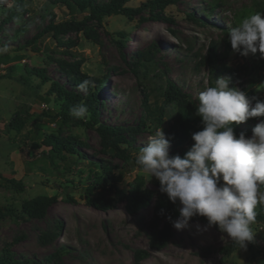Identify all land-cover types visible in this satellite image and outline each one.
<instances>
[{
    "label": "rangeland",
    "instance_id": "374dc122",
    "mask_svg": "<svg viewBox=\"0 0 264 264\" xmlns=\"http://www.w3.org/2000/svg\"><path fill=\"white\" fill-rule=\"evenodd\" d=\"M146 1L149 0H131L126 6L138 8ZM254 1L264 2L223 0L213 13L210 11L213 0H182L164 9V15L171 21L153 19L149 8H144L142 14L132 19L114 15L105 17L102 23L85 22L93 39L80 31L60 35L58 39L46 33L35 41L36 35L50 23L82 20L89 12L82 13L75 6L72 10L62 0H30L27 13L4 24L3 12L13 2H2L0 206L8 207L14 216L6 215L0 220V252L9 250L17 259L29 258L44 264L61 248L69 251L63 258L65 264H136L138 251L150 252L140 264H264V218L260 216L251 225L254 242L246 250L238 246L229 256H224L220 249L230 246L231 238L218 227H208L201 217L190 221L186 230L174 228L169 244L153 251L149 245L155 224L152 206L130 215L126 202L115 191H95V196L114 200V207L105 211L91 207L85 198V190L95 183L96 175L103 173V165L113 168L120 190L127 192L140 185L155 197L161 193L159 181L139 171L135 159L149 136L160 128L165 133L176 117L175 109L171 108L161 125L157 121L163 102L160 86L166 78L176 82L195 102L199 92L210 86L213 68L202 60L206 59L211 43H216L219 55L226 54L224 61L237 71V76L232 78L217 70L220 78H230V85L244 91L253 105L256 100H264V66L260 70L257 56L244 57L233 49L227 50L230 41L224 34L233 27L236 15ZM188 14H194L197 19L191 20ZM29 42L34 43L28 45ZM151 49L154 51L149 53ZM142 54L153 57L154 61L149 63ZM76 62H82L80 71L88 76L108 77L99 119L125 130V136L132 142L131 158L123 159L103 149L98 133L92 128L78 122L61 124L57 117L61 102L55 101V95L49 96L48 90L56 82L67 90L86 95L83 87L73 86L70 74L60 64ZM32 69H44L51 81L44 85L40 78L27 73ZM16 114L25 123L20 132L7 126ZM79 118L87 121L89 115L86 112ZM260 120L262 117L253 118L239 127L251 137ZM138 127V133L127 131ZM46 135L75 139L81 143L79 151L84 157L54 153L42 145ZM169 140L170 153L188 152L195 143L187 141L177 147ZM34 143L41 148H36ZM4 179H16L24 191L18 192ZM38 196H56L57 202L42 220L24 216L22 203ZM261 196H264V184H258L254 206L255 213L264 217ZM42 234H53L56 238L44 245L40 241Z\"/></svg>",
    "mask_w": 264,
    "mask_h": 264
},
{
    "label": "trees",
    "instance_id": "16d2710c",
    "mask_svg": "<svg viewBox=\"0 0 264 264\" xmlns=\"http://www.w3.org/2000/svg\"><path fill=\"white\" fill-rule=\"evenodd\" d=\"M2 0L0 5L2 6ZM131 0H109L107 2H98V0H62V3L67 4L72 10L74 6L82 11V13L89 12L87 17H83L82 20H69L64 21L59 24L50 23L41 33H38L34 39L41 38L46 33H51L56 39L60 35H66L69 32H80L84 31V34L90 39L91 31L85 28L87 21H96L102 23L105 17H110L114 15H122L129 19H132L135 15L142 14L144 8H149L151 13V18L160 20V21H171L167 16L164 15V9L171 5L176 4L182 0H149L145 3H142L140 7L133 8L126 6V3ZM13 4L10 8L3 12V23H9L16 18L20 17L24 13H27V3L30 0H11ZM223 3V0H213L210 5V11L214 13L218 6ZM1 10V9H0ZM264 14V2H252L251 5L247 6L246 9L241 10L239 14L236 15V20L233 22V27L238 26L242 23L243 19L256 14ZM188 17L195 21L197 18L194 14H188ZM227 29V28H226ZM229 29L224 31V34H229ZM93 39V38H91ZM34 43V42H32ZM32 43H27L32 44ZM226 49L231 50V44H226ZM155 49V47H153ZM151 49L149 53L154 51ZM147 53V54H149ZM226 54L219 55L217 51L216 43H211L209 51L207 53L206 59L202 60V63H208L213 68L211 70V81L210 86L214 85V81L219 79L220 76L217 73L219 70L220 73H226L232 78L237 76V71L231 69L228 64L224 61ZM149 63L154 61L153 57L149 55H143ZM258 61L260 62L259 68L262 70L261 66H264V59L260 58L259 53L256 54ZM82 62L76 63H60L63 70L67 71L70 74L71 81L73 86H80L87 90L86 95H82L77 90H67L63 86L59 85L56 82H52L51 88L48 90V95H55V101L61 102L60 111L57 117L60 118L61 124L66 125L68 123H79L87 128L94 129L100 139L101 145L105 150H111L117 157L123 159L131 158L130 147L132 142L125 136V130L122 128H117L110 126L103 122H100L99 115L100 109L103 104L102 94L107 86L108 77H92L88 76L85 73L80 71ZM10 72H14V68L10 69ZM28 74H33L40 78L44 85L49 83L51 80L46 76L44 69H32L27 71ZM264 78V77H263ZM230 79V78H229ZM162 98L163 102L160 108V115L158 117V122L161 125L166 112L168 109L174 108L175 115L173 124L165 131L168 138H170L175 145L182 146L183 143L190 141L194 142L192 139V134L202 130L201 118L196 115V105L198 102L193 101L191 96L183 91V89L173 80L166 78L165 84L161 85ZM230 87H232L230 85ZM148 98V97H146ZM147 102V100H146ZM83 104L87 108V113L89 119L83 121L79 117H75L72 114V109L76 105ZM264 120V117H262ZM25 123L20 114H16L9 122L8 127L15 131L20 132ZM240 125V124H239ZM239 125H233L237 137L242 132ZM128 132L138 133L140 132V127L131 128L127 130ZM43 146L50 148L56 154L59 155H78L79 157H84L79 151L80 142H76L75 139H61L55 135H46L42 143ZM124 145L128 147H124ZM34 146L38 149L41 148V145L34 143ZM186 151L179 153L177 150H174L170 153V156L180 155L182 158L186 154ZM103 173L96 175L95 183L91 184L85 190V198L87 203L96 209L105 211L114 207L113 199H106L103 195L95 196L94 193L96 190L101 189L102 191H115L117 197L126 202V209L128 214L137 215L142 210L148 209L152 206L154 212V226L151 229V235L149 239L150 248L154 251H160L164 249L170 242L173 237L174 227L169 221V217L172 220H175L179 213L177 211V206L172 204L168 199L166 194L160 193L158 196H154V193L150 190L143 191L140 185L136 188L125 192L117 188V178L113 173V168L108 165H103ZM2 177V176H1ZM3 178V177H2ZM6 183L13 187L18 192L24 191V186L21 185L16 179H4ZM57 202V197H47V196H38L31 200H27L22 203L21 212L24 216L30 219L42 220L46 217L47 211L49 208ZM6 215L14 216L13 211L8 207L0 206V220ZM256 216L261 215L256 213ZM200 218L195 217L191 221ZM204 222H207V218L201 217ZM200 218V219H201ZM162 227L160 224H162ZM208 223V222H207ZM62 228V225H61ZM56 238L53 234H42L40 236V241L42 244H47L50 241ZM238 244L232 243L230 246L222 247L220 251L224 256H229L232 254L238 247ZM66 254H69L67 248H61L56 253L52 254L48 258V264H65L63 258ZM150 256L149 251H138L135 255L136 264H140L143 260ZM0 264H44L40 261L32 260L29 258L20 260L15 257L13 252L9 250H3L0 252Z\"/></svg>",
    "mask_w": 264,
    "mask_h": 264
},
{
    "label": "clouds",
    "instance_id": "9594fccd",
    "mask_svg": "<svg viewBox=\"0 0 264 264\" xmlns=\"http://www.w3.org/2000/svg\"><path fill=\"white\" fill-rule=\"evenodd\" d=\"M228 39L241 56L259 53L264 59V14H253L230 28ZM230 83L221 77L199 92L195 107L203 127L192 134L195 143L183 158L170 156V140L160 128L149 136L135 164L158 180L161 193L177 206L179 216L169 217L176 230H186L193 218L205 217L208 227H218L246 250L255 239L251 225L257 187L264 184V120L256 124L251 137L244 132L237 137L233 125L264 117V100L253 105L244 91ZM86 112L83 104L72 109L75 117Z\"/></svg>",
    "mask_w": 264,
    "mask_h": 264
},
{
    "label": "built area",
    "instance_id": "2783aa9c",
    "mask_svg": "<svg viewBox=\"0 0 264 264\" xmlns=\"http://www.w3.org/2000/svg\"><path fill=\"white\" fill-rule=\"evenodd\" d=\"M43 108H48L47 105H42Z\"/></svg>",
    "mask_w": 264,
    "mask_h": 264
},
{
    "label": "crops",
    "instance_id": "0c3cea01",
    "mask_svg": "<svg viewBox=\"0 0 264 264\" xmlns=\"http://www.w3.org/2000/svg\"><path fill=\"white\" fill-rule=\"evenodd\" d=\"M2 123H0V126H1Z\"/></svg>",
    "mask_w": 264,
    "mask_h": 264
}]
</instances>
